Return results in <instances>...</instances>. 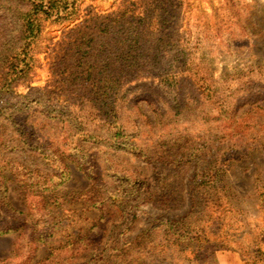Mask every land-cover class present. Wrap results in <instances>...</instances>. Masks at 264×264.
<instances>
[{"label":"rangeland","instance_id":"rangeland-1","mask_svg":"<svg viewBox=\"0 0 264 264\" xmlns=\"http://www.w3.org/2000/svg\"><path fill=\"white\" fill-rule=\"evenodd\" d=\"M249 80L264 0H0V264H264Z\"/></svg>","mask_w":264,"mask_h":264},{"label":"trees","instance_id":"trees-1","mask_svg":"<svg viewBox=\"0 0 264 264\" xmlns=\"http://www.w3.org/2000/svg\"><path fill=\"white\" fill-rule=\"evenodd\" d=\"M248 83H249V85L246 87V91L249 92V93L244 95V96L247 97V100H245L242 103V105L243 104H247V103H252L253 100H251L252 98L250 96H252L254 94L257 95L256 98L254 99L255 101H258V100L264 101V82H261L259 80L256 81V82L249 80ZM258 107L262 110L260 115L264 118V107L263 106H258ZM228 110H229V108L227 109V111ZM232 110L233 109L230 108V111L227 113V116H229V117L231 116ZM247 113H249V112H247ZM213 162H214V164L212 165V167L210 169L211 170L212 182L219 180L218 177H219V174H220V170L218 169L217 164L218 163H223V162H220L218 160L212 161V163ZM7 229H9V227ZM0 233H1V231H0Z\"/></svg>","mask_w":264,"mask_h":264}]
</instances>
